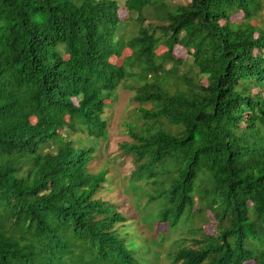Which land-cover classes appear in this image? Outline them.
Returning a JSON list of instances; mask_svg holds the SVG:
<instances>
[{"label": "trees", "instance_id": "1", "mask_svg": "<svg viewBox=\"0 0 264 264\" xmlns=\"http://www.w3.org/2000/svg\"><path fill=\"white\" fill-rule=\"evenodd\" d=\"M119 86L169 262L264 264V0H0V264L149 262L72 140Z\"/></svg>", "mask_w": 264, "mask_h": 264}, {"label": "rangeland", "instance_id": "2", "mask_svg": "<svg viewBox=\"0 0 264 264\" xmlns=\"http://www.w3.org/2000/svg\"><path fill=\"white\" fill-rule=\"evenodd\" d=\"M115 1L121 4L123 0ZM118 12L121 17L124 16V10L119 9ZM174 52L180 56L184 54L179 47H176ZM130 95L129 89L120 86L112 92L102 114L107 122L102 137L96 139L77 132L72 135V140L78 143L80 148H93V157L89 163L91 171L99 169L107 171V181L96 196L121 203L119 209L126 211L129 216L127 231L134 242L133 247L137 245L136 250L139 251V256L143 258L144 254L150 259L146 262L147 264H171L164 255V250L175 234L166 233L165 236H159L162 241L152 237L150 226L147 224L152 219V213L144 207L145 199L140 183L129 182L127 175L131 163L129 159L119 155L118 145L128 139L125 123L131 120V113L135 106L129 99ZM210 228L207 226L206 229L209 231Z\"/></svg>", "mask_w": 264, "mask_h": 264}]
</instances>
